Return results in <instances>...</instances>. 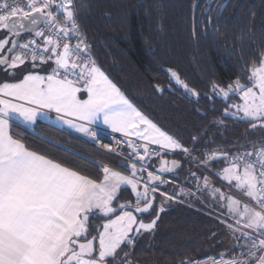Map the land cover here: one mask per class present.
<instances>
[{"label":"snow or ice","instance_id":"obj_1","mask_svg":"<svg viewBox=\"0 0 264 264\" xmlns=\"http://www.w3.org/2000/svg\"><path fill=\"white\" fill-rule=\"evenodd\" d=\"M212 3L207 0L203 14L211 11ZM194 7H199V0ZM79 16L76 0H26V4L0 0V73L11 78L0 79V264H133L124 246L134 247L141 234L152 232L165 211L163 203L181 196L222 210L216 217L223 226L221 243L231 246L211 257L213 264H264V140L251 148L241 145L238 151H209L206 142L198 152L207 132L192 136L188 146L162 129L100 67ZM258 60V65L254 58L253 65L242 67L248 72L246 82L241 74L226 88L216 82L210 85L205 99L227 105L216 126L231 118L264 130V51ZM168 73L178 87L199 99L175 70ZM233 98L239 102L227 104ZM16 125L26 135L92 164L102 179L31 146L11 131ZM41 126L79 134L97 144L107 130L118 133L123 139L112 137L117 146L114 154L122 159L111 167L96 164L40 135ZM104 147L112 151L111 144ZM177 152L183 160L161 159L155 171L150 167L155 157ZM184 161L190 163L185 183L192 187L163 190L174 182L166 174L178 172ZM221 163L222 168L213 171ZM217 179L229 192L215 183ZM121 191H130L133 200L117 204ZM157 194L163 198L159 208ZM153 211L155 218L145 222ZM93 219L103 223L90 228ZM93 231L98 235H91ZM207 259H185L181 264H202Z\"/></svg>","mask_w":264,"mask_h":264},{"label":"trees","instance_id":"obj_2","mask_svg":"<svg viewBox=\"0 0 264 264\" xmlns=\"http://www.w3.org/2000/svg\"><path fill=\"white\" fill-rule=\"evenodd\" d=\"M195 3L196 0H76L79 21L92 55L143 114L188 146L192 136L207 132L197 145L198 152L206 142L209 151L216 148L238 151L241 145L251 148L253 143L264 140V130H253L249 123L231 118L224 119V126H216L227 105L219 99L209 103L205 94L213 82L226 88L241 74L246 82L248 72H242V67L253 65L254 58L258 65L259 54L264 51V0H213L207 15L203 14L207 0H199L193 16ZM221 4H226L222 10ZM168 69L175 70L181 80L196 90L199 99L178 87ZM0 79L11 78L3 75ZM158 87L161 91H157ZM236 99H229L227 104ZM37 131L96 164L111 167L121 160L76 134L56 132L46 126ZM12 132L24 136L31 146L49 156L98 181L102 179V173L83 159L44 144L21 128L13 127ZM161 158L150 161L153 171ZM222 166L217 164L213 171ZM189 168L183 162L178 172L166 175L174 182L162 186L163 190L178 191L179 185L191 188V182L185 183ZM114 170L123 171L119 167ZM132 200L130 191H121L117 204ZM162 201L157 194V208ZM163 207L165 211L155 229L141 234L134 247L124 246L133 264H181L185 259L221 255L230 248L228 242L221 243L225 240L221 234L223 226L216 219L217 208L212 210L211 203L181 196L165 201ZM155 215L153 211L144 221L150 222ZM102 223L93 219L90 228ZM91 235L98 233L93 231Z\"/></svg>","mask_w":264,"mask_h":264},{"label":"built area","instance_id":"obj_3","mask_svg":"<svg viewBox=\"0 0 264 264\" xmlns=\"http://www.w3.org/2000/svg\"><path fill=\"white\" fill-rule=\"evenodd\" d=\"M14 2L19 3V4H26V0H14ZM26 38H27V37H26ZM26 38H24V39H26ZM112 137H116V138L123 139V138L120 137V135L117 134V133H110V132H107V134L105 135V137H104V139L102 140L101 143H98V144H97V143H92V144H94V145H96L97 147H99V148H101V149H103V150H105V151H107V152H109V153L115 155L114 153L116 152L117 146H116L114 140L112 139ZM106 143L112 145V151H109V149H107V148L104 147V144H106ZM152 147H154V146H152ZM128 151H129V150H128L126 147L123 148V153H124L125 155L128 153ZM141 151H142V150H141ZM167 155H169V156H175V157H178L179 159L183 160V154L180 153V152H177V153H175V154L168 153V154H166V155H164V156H167ZM115 156L118 157L119 159H122L121 156H118V155H115ZM158 158H161V157H155V158L152 159V160H155V159H158ZM152 160H151V161H152ZM184 162L190 167V163H189L188 161H184ZM191 167L193 168V170H195V171H197V172H199V173L202 172V170L199 169V168H196L195 165H191ZM215 183H216L218 186L223 187V185L221 184V182H219V181H215ZM213 256H220V255H206V256L199 257V258H205V257L208 258L207 260H203V261H202V264H213V261L211 260V257H213ZM197 260H198V258H196V259H192L191 261L195 262V261H197Z\"/></svg>","mask_w":264,"mask_h":264},{"label":"rangeland","instance_id":"obj_4","mask_svg":"<svg viewBox=\"0 0 264 264\" xmlns=\"http://www.w3.org/2000/svg\"><path fill=\"white\" fill-rule=\"evenodd\" d=\"M62 20H63V17H62ZM0 76H3V73H0ZM238 102H239L238 99H236V101L233 102V103H238ZM220 182H221V181H220ZM221 184L223 185V188H224L225 192H226V193L229 192V188H228V186H227L226 184H223L222 182H221ZM231 194H233V195L236 196L237 198L241 199L242 201H243V200H246L245 197H243L239 192H237V191H235V190H232V191H231ZM225 208H226V205H225ZM216 212H217V213L219 214V216H220L222 210L219 209V208H217ZM97 246H98V245H97Z\"/></svg>","mask_w":264,"mask_h":264},{"label":"crops","instance_id":"obj_5","mask_svg":"<svg viewBox=\"0 0 264 264\" xmlns=\"http://www.w3.org/2000/svg\"><path fill=\"white\" fill-rule=\"evenodd\" d=\"M14 127H16V128H21V129H22V126H20V125H16V126H14ZM11 131H12V130H11ZM107 132H110V130H107ZM73 134H75V133H73ZM117 134H118V133H117ZM76 135L80 136L79 134H76ZM166 157H169V158H164V159L167 160L169 163H170L171 160L173 159V158H171V156H169V155H167ZM161 159H163V158H161ZM160 161H161V160H160ZM160 161H159L157 167L159 166ZM155 170H156V169H155ZM155 170H154V171H155ZM166 175H168V174H166ZM145 176H146V173H145Z\"/></svg>","mask_w":264,"mask_h":264},{"label":"water","instance_id":"obj_6","mask_svg":"<svg viewBox=\"0 0 264 264\" xmlns=\"http://www.w3.org/2000/svg\"><path fill=\"white\" fill-rule=\"evenodd\" d=\"M194 5H195V4H194ZM196 10H197V7H194V6H193V16H195ZM22 38H23V37H22ZM22 38H21V39H22Z\"/></svg>","mask_w":264,"mask_h":264}]
</instances>
